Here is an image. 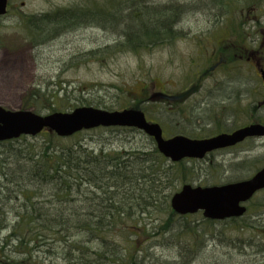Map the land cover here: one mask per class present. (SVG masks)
Listing matches in <instances>:
<instances>
[{"label":"rangeland","instance_id":"1","mask_svg":"<svg viewBox=\"0 0 264 264\" xmlns=\"http://www.w3.org/2000/svg\"><path fill=\"white\" fill-rule=\"evenodd\" d=\"M140 1L11 0L0 18V106L25 110L24 100L34 90L54 96L50 103L62 112L138 106L149 120L161 123L167 136L264 122L262 80L248 64L230 66L232 42L249 43L255 51L264 43V0H142L136 5ZM52 13L59 14L51 19ZM39 15L45 18L30 26L33 37L22 38L29 28L19 27L21 18ZM259 58L264 65L262 54ZM161 93L168 97H156ZM27 138L30 144L44 139L42 134ZM76 140L105 153L150 151L155 144L135 129L85 131ZM228 153L185 161L196 167L187 180L220 186L264 167V139ZM176 183L178 190L184 184ZM248 206L249 213L236 220L208 222L202 212L170 221L163 215L151 224L150 235L139 234L142 264H264V191Z\"/></svg>","mask_w":264,"mask_h":264},{"label":"trees","instance_id":"2","mask_svg":"<svg viewBox=\"0 0 264 264\" xmlns=\"http://www.w3.org/2000/svg\"><path fill=\"white\" fill-rule=\"evenodd\" d=\"M44 18L22 17L19 27L29 28L22 38L33 37L30 26ZM55 100L34 90L23 107L56 112ZM80 134L0 142V264H142L140 232L150 235L163 215L184 218L171 197L177 181L192 184L186 176L195 165L170 162L155 144L96 152L76 140Z\"/></svg>","mask_w":264,"mask_h":264},{"label":"water","instance_id":"3","mask_svg":"<svg viewBox=\"0 0 264 264\" xmlns=\"http://www.w3.org/2000/svg\"><path fill=\"white\" fill-rule=\"evenodd\" d=\"M9 0H0V17L7 13ZM134 128L153 138L159 152L172 162L184 159H204L215 150L234 146L248 136H255L259 126H250L234 132L205 140H192L183 136L164 139L159 124L147 121L140 110L107 111L94 107H80L70 113H53L46 116L31 111H12L0 106V142L18 139L21 136L36 137L44 130L54 132L61 138L97 128ZM264 134V132L262 133ZM264 189V169L249 181L221 187H193L184 185L171 199V208L179 215L203 211L209 220H224L241 217L246 208L242 203Z\"/></svg>","mask_w":264,"mask_h":264},{"label":"flooded vegetation","instance_id":"4","mask_svg":"<svg viewBox=\"0 0 264 264\" xmlns=\"http://www.w3.org/2000/svg\"><path fill=\"white\" fill-rule=\"evenodd\" d=\"M141 2H138L136 5L141 4ZM134 5H135V3H134ZM140 44L144 46V45H152L153 43H140ZM263 45H264V43H262V45H260V49L259 50L255 51V49L248 47L249 46V43H236L235 41L232 42L230 44V47H231L230 66L232 68L235 67V66L238 67V68H242V65L241 64H244L245 63V64L250 65V67H252L253 71L256 73L257 77H259L262 80V84L264 86V77H263V75H264L263 74L264 73V65L262 64V62H261V60L259 58V55L260 54H262V56L264 57V47H263ZM157 96H165V97H168L167 95H165L163 93H161L159 95H156V97ZM262 104L263 103H261L260 105H262ZM186 116L188 117L187 114H186ZM187 117H185V119L187 121H189V119ZM181 120L183 121L184 118L183 119L181 118ZM160 125H161V123H160ZM250 126H259L260 127V130H258V134L257 135H255V136H248L242 142L236 144L235 146L222 148V149L217 150V151H215V152H213V153L210 154V155H214V156H216L217 154L219 156H222V155H225V154H231V153H228V152H231L232 150L236 149L238 146H240L244 142H247V141H250V140H255V139H264V134H262L264 132V122H261V121L259 123L248 122L247 124H244V125H242V126H240L238 128H235L233 130H231V129H223V128H221L222 126L216 125V127L214 126L213 132L207 133V134H202V135H197V136L187 135V134H185L183 132H179V133L177 132L176 134L175 133L174 134L171 133L172 135L170 134L169 136H167L165 134V132H164V137L165 138H171V137H174L176 135H183V136H186L188 138H194V139L202 140V139H207V138H211V137H215V136H219V135H223V134L230 135V134H233L235 131H238V130H241V129H244V128H247V127H250ZM161 127H162V125H161ZM242 162L240 161V164H239L240 166L243 165ZM263 168L264 167H262V168L258 167L254 172H252L250 174V176L248 178H246V180L247 179H250V178H253L261 170H263ZM241 169H243V168H241ZM261 191H264V189L261 190ZM261 191L256 192L255 195L248 202L245 203V208L247 210L246 215L249 213V206L248 205L253 201V199Z\"/></svg>","mask_w":264,"mask_h":264}]
</instances>
